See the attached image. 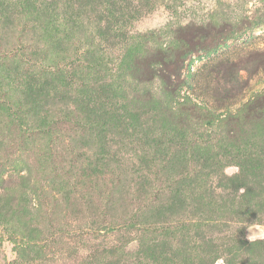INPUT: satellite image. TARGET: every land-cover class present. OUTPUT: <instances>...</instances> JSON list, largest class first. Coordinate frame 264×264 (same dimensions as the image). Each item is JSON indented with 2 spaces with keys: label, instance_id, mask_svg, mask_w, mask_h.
Instances as JSON below:
<instances>
[{
  "label": "rangeland",
  "instance_id": "374dc122",
  "mask_svg": "<svg viewBox=\"0 0 264 264\" xmlns=\"http://www.w3.org/2000/svg\"><path fill=\"white\" fill-rule=\"evenodd\" d=\"M145 3L127 20V44L104 54L122 121L101 134L76 111L32 102L39 46L21 27L0 31V264H151L147 246L197 254L201 237L224 264L231 232L264 239V207L242 196L244 183H225L244 158L264 162V0ZM161 42L175 51L170 80L131 81L133 57L145 61ZM168 81L180 84L170 101ZM145 91L153 103L136 98Z\"/></svg>",
  "mask_w": 264,
  "mask_h": 264
},
{
  "label": "trees",
  "instance_id": "16d2710c",
  "mask_svg": "<svg viewBox=\"0 0 264 264\" xmlns=\"http://www.w3.org/2000/svg\"><path fill=\"white\" fill-rule=\"evenodd\" d=\"M145 2L147 0H0V31L8 34L16 26L21 27L25 37L39 46L33 48L31 53L34 60L44 62L45 69L38 72L36 86L39 90L29 94L32 102L36 101L33 96L39 100L41 97L44 106L52 102L62 105L68 114L76 111L87 123L96 124L95 130L98 134L104 133L109 123L119 124L122 118L113 103V90L103 76L106 68L104 54L110 49L127 44L130 38L125 30L127 20L139 13L146 5ZM203 31L206 35L207 27ZM192 32L194 31H191L188 40L198 44L199 39L196 37L203 35L200 31L199 34ZM185 38L175 37V40ZM146 42L145 46L148 48ZM134 47L137 49V46ZM173 54L161 42L145 61L133 57L129 64L133 70L131 81L148 84L154 77H160L165 82L164 70L173 62ZM74 55L77 58L69 61ZM177 60H180L178 53ZM261 62L258 67L264 70V56ZM174 70L178 71V64ZM164 77L170 80V76ZM75 79L80 86L74 84ZM168 85L171 87L166 88L165 97L170 101L172 94L177 96L180 84L176 82L172 85L168 81ZM136 98L145 99L149 104L154 100L150 91H145ZM178 104L187 106L186 102ZM42 106L39 103V108ZM186 108L193 110L190 106ZM43 111L48 113V110ZM261 117L259 112L257 118ZM262 160L244 158L238 173L225 181L233 191H236L240 183H244L242 196L249 200L257 199L259 211L264 207ZM206 190L210 188L205 187V192ZM247 214L251 216L250 212ZM238 215L239 213L235 215L237 219L240 217ZM225 237L227 239L224 250L229 257L224 260V264H234L236 256L242 253L254 255L260 260L259 264H264L261 254L264 250V239L249 241L232 232ZM200 244L197 254H192L188 246L173 250L168 246L155 245L147 246L144 255L151 260V264H215L214 255L218 251V244L213 238L204 237L200 238Z\"/></svg>",
  "mask_w": 264,
  "mask_h": 264
},
{
  "label": "clouds",
  "instance_id": "9594fccd",
  "mask_svg": "<svg viewBox=\"0 0 264 264\" xmlns=\"http://www.w3.org/2000/svg\"><path fill=\"white\" fill-rule=\"evenodd\" d=\"M221 264H222V262H221Z\"/></svg>",
  "mask_w": 264,
  "mask_h": 264
}]
</instances>
